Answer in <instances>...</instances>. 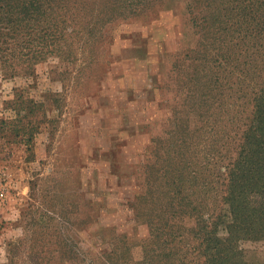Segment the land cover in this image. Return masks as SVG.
<instances>
[{
    "label": "rangeland",
    "instance_id": "rangeland-1",
    "mask_svg": "<svg viewBox=\"0 0 264 264\" xmlns=\"http://www.w3.org/2000/svg\"><path fill=\"white\" fill-rule=\"evenodd\" d=\"M189 2L158 0L113 18L88 44L69 30L75 58L0 72V120L15 118L7 105L20 92L41 105L22 122L36 127L31 143L0 125V264H98L95 247H111L115 233L140 255L149 229L131 204L147 189L153 151L184 118L187 55L199 43ZM251 95L238 102L243 116ZM242 247L250 264H264V239Z\"/></svg>",
    "mask_w": 264,
    "mask_h": 264
},
{
    "label": "trees",
    "instance_id": "trees-1",
    "mask_svg": "<svg viewBox=\"0 0 264 264\" xmlns=\"http://www.w3.org/2000/svg\"><path fill=\"white\" fill-rule=\"evenodd\" d=\"M157 1L0 0V72L15 76L49 56L75 58L69 30L77 42L87 33L88 44L106 22ZM187 7L199 43L187 55L194 62L184 118L163 151H153L147 189L131 204L149 237L135 257L127 236L114 232L111 247L104 240L95 247L98 264H250L242 245L264 239V0H190ZM249 94L243 116L238 102ZM40 106L20 92L7 105L15 118L1 127L31 143L36 127L22 122Z\"/></svg>",
    "mask_w": 264,
    "mask_h": 264
}]
</instances>
